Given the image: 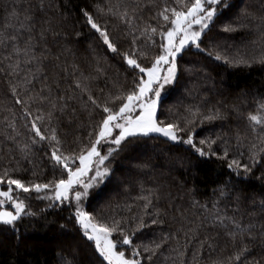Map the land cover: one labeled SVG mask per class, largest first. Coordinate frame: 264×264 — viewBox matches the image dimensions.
I'll return each mask as SVG.
<instances>
[{
    "label": "trees",
    "instance_id": "16d2710c",
    "mask_svg": "<svg viewBox=\"0 0 264 264\" xmlns=\"http://www.w3.org/2000/svg\"><path fill=\"white\" fill-rule=\"evenodd\" d=\"M166 7L179 6L175 0H0V176L7 170L5 179L26 185L67 178L51 151L76 156L95 140L106 116L97 104L116 109L122 101L114 97L138 79L124 53H146L138 59L145 67L161 54L158 33L166 22L159 14ZM85 13L106 29L116 52ZM200 46L177 58L176 81L164 88L158 108L157 120L178 125L181 140L124 141L105 161L110 174L80 204L97 221H119L124 234L135 232L142 264H264V124L249 120L264 116V0H223ZM37 116L49 139L31 130ZM53 129L59 144L50 139ZM190 133L207 155L183 142ZM110 147L98 149L104 155ZM234 159L249 170L230 169ZM13 194L31 214L14 226L0 224V264H107L82 234L74 200L54 203L42 198L50 193L34 190ZM117 251L130 256L132 249L118 244Z\"/></svg>",
    "mask_w": 264,
    "mask_h": 264
},
{
    "label": "snow or ice",
    "instance_id": "6c2138e0",
    "mask_svg": "<svg viewBox=\"0 0 264 264\" xmlns=\"http://www.w3.org/2000/svg\"><path fill=\"white\" fill-rule=\"evenodd\" d=\"M175 2L179 6L178 8L166 7L159 14L162 20L166 22L164 30L158 33L161 38L159 45L161 54L152 60L150 66L145 67L138 62L140 57H146V53L138 50H134L131 54L124 53L127 65L138 70V79L130 92L123 96L114 97V100L122 101L116 109L106 104H97V107H102L106 116L98 125L95 140L76 156H64L60 153L58 147L53 148L51 151L52 159L56 165L63 169L67 178H61L58 181L47 184L26 185L20 179H5L8 175L7 170L4 176H0V185H7V190H0V209L4 207L6 201L12 209L10 211L0 210V224L14 226L22 215L31 214L27 211V205H25L24 200L18 195H14V191L18 190L28 193L34 190L37 193H50V195H45L42 198L60 204L71 202L72 200L76 202L74 215L82 230V234L86 239L93 242L96 251L107 264H142L140 259L141 250L133 245L135 232L131 235L124 234L119 221H114L111 226L108 223L97 221L90 213L83 210L80 201L87 197L89 188L110 174L105 161L119 150L120 145L124 141L131 137L148 136L153 133L161 134L172 141L179 142L181 140V137L177 135L178 125L174 123L163 124L162 121L156 119L158 103L161 100V91L165 85L175 81L177 58L183 54L185 49L189 46L200 49L202 37L213 22L217 12L213 6L220 4L221 0H175ZM125 15L127 14L125 13ZM85 16L90 26L100 33L108 48L116 52V46L111 42L106 29L95 23L90 14L85 13ZM224 30L233 31L235 29L225 28ZM151 32L157 34V29L152 28ZM10 39L15 40L16 37L13 36ZM215 59H224L225 62H228L226 58L219 54L215 56ZM77 87H79V84ZM89 99L94 104L97 103L92 97H89ZM17 102L20 103L21 101L17 100ZM261 111H264V105L261 106ZM205 118L212 119L213 117ZM42 119L43 117L37 116L31 123V130L39 140H46L49 137L41 132V128L37 126V122L42 121ZM249 120L255 125L264 124V116L250 115ZM50 139L59 144L54 129L51 132ZM102 142L115 147L108 148L106 154L102 155L98 149ZM183 142L192 145L201 156L207 155L203 148L196 146L193 134L190 133ZM205 143L203 140L199 141L201 145ZM211 143H215V141ZM210 146L211 144H209ZM226 156L227 153H225ZM234 166L235 168H243L245 171L249 170L247 164H241L235 159L229 163L228 167L234 169ZM89 172H92L90 177L87 176ZM83 177H87V182L82 179ZM77 186L82 187L83 191H74ZM145 199L147 200L148 198L145 197ZM148 203L150 204L151 201L148 200ZM152 223L155 224L157 221L153 219ZM233 223L239 230L241 226L235 222ZM114 232H119L122 236L120 241L111 238ZM118 244L129 246L132 249L131 255L126 256L124 251H117ZM156 247L159 248L160 245L158 244ZM144 250L153 251L147 248ZM246 251V248L242 249L241 254H237L234 259L239 261L243 252Z\"/></svg>",
    "mask_w": 264,
    "mask_h": 264
},
{
    "label": "rangeland",
    "instance_id": "374dc122",
    "mask_svg": "<svg viewBox=\"0 0 264 264\" xmlns=\"http://www.w3.org/2000/svg\"><path fill=\"white\" fill-rule=\"evenodd\" d=\"M222 1H223V0H221V2H222ZM219 5H220V4H217V5H214L213 7H215L216 10H217V7H218ZM216 14H217V12H216ZM215 16H216V15H215ZM214 18H215V17H214ZM209 27H210V25H209ZM189 47H193V46H189ZM189 47H188V48H189ZM193 48L196 49V50H200V49H201V46H200V49H197V48H195V47H193ZM164 67H166V66H164ZM161 74L163 75V73H161ZM176 78H177V72H176V76H175V81H176ZM175 81H174L173 83H171V84L165 85L164 88H166V87L169 86V85L174 84ZM164 88H163L162 91H161V100H162V98L164 97V94H165V92H164ZM161 100H160L159 103H158V108H159V105H160ZM158 108H157V112H156V119H157V114H158ZM114 134H115V132H114ZM150 135H161V134L153 133V134H150ZM161 136H163V135H161ZM163 137H164V136H163ZM173 142H176V141H173ZM102 144H103V145H111V144H105V143H103V142H102ZM113 146H114V145H113ZM91 175H92V172H89V173L87 174L88 177H90ZM82 179H84L85 182H87V177H83ZM0 190H2V189L0 188ZM75 190L83 191V188L80 187V186H77V187L74 188V191H75ZM0 210H9V211H10V210H12V209L10 208L8 202L6 201L4 207H3L2 209H0ZM83 210H84V209H83Z\"/></svg>",
    "mask_w": 264,
    "mask_h": 264
}]
</instances>
